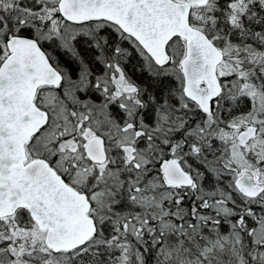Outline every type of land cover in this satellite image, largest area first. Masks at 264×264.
<instances>
[{"label": "snow or ice", "instance_id": "snow-or-ice-1", "mask_svg": "<svg viewBox=\"0 0 264 264\" xmlns=\"http://www.w3.org/2000/svg\"><path fill=\"white\" fill-rule=\"evenodd\" d=\"M0 264H264V0H0Z\"/></svg>", "mask_w": 264, "mask_h": 264}]
</instances>
